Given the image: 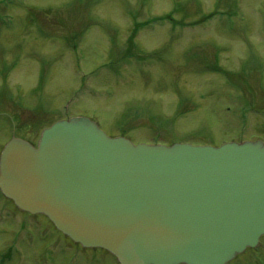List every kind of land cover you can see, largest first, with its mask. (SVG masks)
<instances>
[{"label":"rangeland","instance_id":"374dc122","mask_svg":"<svg viewBox=\"0 0 264 264\" xmlns=\"http://www.w3.org/2000/svg\"><path fill=\"white\" fill-rule=\"evenodd\" d=\"M77 116L134 144L264 141V0H0V155ZM0 205V264H119ZM228 264H264V237Z\"/></svg>","mask_w":264,"mask_h":264},{"label":"water","instance_id":"95a60500","mask_svg":"<svg viewBox=\"0 0 264 264\" xmlns=\"http://www.w3.org/2000/svg\"><path fill=\"white\" fill-rule=\"evenodd\" d=\"M0 189L120 264H227L264 235V141L134 144L73 117L14 136Z\"/></svg>","mask_w":264,"mask_h":264},{"label":"flooded vegetation","instance_id":"af4514ba","mask_svg":"<svg viewBox=\"0 0 264 264\" xmlns=\"http://www.w3.org/2000/svg\"><path fill=\"white\" fill-rule=\"evenodd\" d=\"M2 197H3V196H2V194H1V192H0V201H1V198H2ZM2 208L4 209V206L0 205V216H2V214L4 213V211L2 210ZM34 227H36V228L38 229V231L36 230V232H37V234L39 235V237H40L42 240H44V241H48V238H49V236H50V232L47 231L45 228H41L40 225H36V226H34ZM49 239H50V238H49ZM62 240H63L62 237L57 238V236H56V237H54V239L52 240L51 243L54 242V245H56V246H60V245H61V247H62V244H63V243H62ZM50 241H51V239H50ZM48 245H51V244L49 243ZM64 250H65V248H61V249H60L61 254L63 253Z\"/></svg>","mask_w":264,"mask_h":264}]
</instances>
